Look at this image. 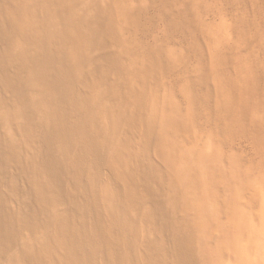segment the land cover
<instances>
[{
  "label": "bare ground",
  "instance_id": "1",
  "mask_svg": "<svg viewBox=\"0 0 264 264\" xmlns=\"http://www.w3.org/2000/svg\"><path fill=\"white\" fill-rule=\"evenodd\" d=\"M134 21L119 1L0 0V264L230 263L236 237L206 246L216 209L192 214L171 149L187 116H160L155 162L131 150ZM254 208L237 214L241 264L264 257Z\"/></svg>",
  "mask_w": 264,
  "mask_h": 264
},
{
  "label": "rangeland",
  "instance_id": "2",
  "mask_svg": "<svg viewBox=\"0 0 264 264\" xmlns=\"http://www.w3.org/2000/svg\"><path fill=\"white\" fill-rule=\"evenodd\" d=\"M113 1L135 14L124 37L139 52L136 71L146 70L132 81L130 112L138 120L131 150L155 162L160 116L174 108L187 116L171 148L192 182L186 199L198 203L192 214L216 209L219 231L206 246L216 250L218 236L233 235L229 264H241L242 203L253 201L264 226V0Z\"/></svg>",
  "mask_w": 264,
  "mask_h": 264
}]
</instances>
